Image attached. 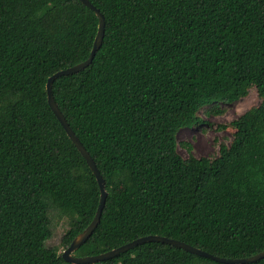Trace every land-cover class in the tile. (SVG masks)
I'll use <instances>...</instances> for the list:
<instances>
[{
	"label": "trees",
	"instance_id": "16d2710c",
	"mask_svg": "<svg viewBox=\"0 0 264 264\" xmlns=\"http://www.w3.org/2000/svg\"><path fill=\"white\" fill-rule=\"evenodd\" d=\"M104 17L84 70L57 78L53 99L104 180L105 204L74 253L96 256L145 236L220 258L264 250V0H88ZM98 18L78 0H0V264H68L100 190L47 104L55 73L88 59ZM254 89L214 157L177 154L176 133L201 127ZM65 248V249H66ZM95 264H220L145 243ZM264 264V259L255 263Z\"/></svg>",
	"mask_w": 264,
	"mask_h": 264
},
{
	"label": "water",
	"instance_id": "95a60500",
	"mask_svg": "<svg viewBox=\"0 0 264 264\" xmlns=\"http://www.w3.org/2000/svg\"><path fill=\"white\" fill-rule=\"evenodd\" d=\"M80 3H82L84 6L92 10L95 14V16L98 18V27H97V34L93 42V46L91 49V52L89 54V57L87 60H85L82 63H79L73 67H70L66 70L59 71L52 75L46 83V93H47V104L49 108L51 109L52 113L54 114L55 118L63 128L64 132L66 133L67 137L70 139L72 144L75 146L77 151L80 153L82 158L85 160L88 168L92 172L93 176L95 177V180L98 184L99 190H100V200H99V206L97 208V211L95 213V216L91 223L87 226L85 230H83L82 233H80L78 236H76L70 245L62 252L61 258L64 262L68 264H95L97 262H103L110 260L112 258L117 257L120 254H123L127 251H129L132 248H135L139 245L145 244V243H161V244H167L171 245L175 248L182 249L185 252H188L190 254L206 258L209 260H212L216 263L220 264H248V263H255L259 260L264 259V250L254 256H251L249 258H243V259H230V258H220L214 255H211L205 251H202L200 249L194 248L192 246H189L185 243L179 242L177 240L161 237V236H145L138 238L136 240H133L123 246H120L118 248H115L113 250H110L108 252H105L100 255L96 256H88V257H76L74 256V253L87 241V239L92 235L93 231L95 230L97 224L99 223L100 216L105 204L106 200V192L104 187V180L102 176L100 175L94 161L91 159L81 142L78 140V138L74 135L73 131L65 121V118L59 111L53 96H52V84L53 82L60 77L68 76L76 74L84 69H86L93 61L96 52L99 50V48L102 45L103 36H104V17L103 15L97 10L92 4L89 3L88 0H78Z\"/></svg>",
	"mask_w": 264,
	"mask_h": 264
},
{
	"label": "rangeland",
	"instance_id": "374dc122",
	"mask_svg": "<svg viewBox=\"0 0 264 264\" xmlns=\"http://www.w3.org/2000/svg\"><path fill=\"white\" fill-rule=\"evenodd\" d=\"M259 98L254 89H250L246 97L233 103H217L218 110L222 113L206 114L207 108L198 112V116L204 121L201 127L181 128L176 133L177 154L182 159H187L189 153L181 145L189 143L192 146L194 157H214L218 154L220 144L228 145L233 139L234 130L229 124L239 116L259 104ZM52 238L47 242L50 248H56L59 254L65 250L61 240L69 230L70 224L66 218H59L55 213L49 214Z\"/></svg>",
	"mask_w": 264,
	"mask_h": 264
}]
</instances>
